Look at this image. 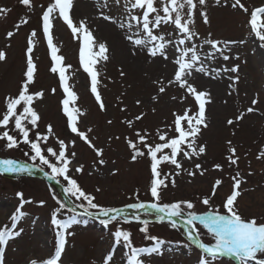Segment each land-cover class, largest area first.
Instances as JSON below:
<instances>
[{
	"label": "rangeland",
	"instance_id": "rangeland-1",
	"mask_svg": "<svg viewBox=\"0 0 264 264\" xmlns=\"http://www.w3.org/2000/svg\"><path fill=\"white\" fill-rule=\"evenodd\" d=\"M50 2L52 0H32L33 7L29 8L20 4L19 0H0V7L9 9L6 14L0 15V50L6 53V60L0 61V114L5 110L4 98L7 95L15 96L24 80L27 40L31 32L36 30L32 56L37 71L34 82L30 85V92L43 91V97L34 101L33 106L41 119L38 128L30 136L34 138L36 131L46 133V126L52 125L53 133L48 134V146L58 150L56 137L66 142L68 155L73 161L69 175L86 192L95 195L96 203L121 208L137 202V196L139 201H150L152 198L147 191L149 160L145 157L132 162L126 139L136 140V131L143 132L146 129L151 134L150 140L153 143L159 142L155 130L164 129L171 135L173 130L168 126L173 123V112L182 114L185 108H191L192 112L197 110L191 96L180 101L179 98L186 94L175 85L168 86L164 94H159L158 101L152 100L154 95H158V86L153 82L163 78L166 83L174 73V48L169 49L167 60L159 56L151 57L146 50L134 47L126 39L128 33L125 29L100 17L96 0H73L70 14L74 21L86 20L95 41L107 45L108 59L97 65L100 73L98 89L106 107L105 111H101L90 93L89 78L79 62V39L72 36L62 20L57 18L54 21L53 42L59 50L58 54L63 57V64L71 66L66 73L68 83L77 94L75 107L83 113L79 117L78 127L88 134L98 148L103 149L102 157L98 158L87 144L65 128V115L61 105L63 92L59 87L58 73L50 70V51L40 21L41 6L47 7ZM230 2L226 4L221 0L217 5L215 0H208L206 11L210 22L205 24L197 12L195 28L201 38L211 33V38L221 42L236 41L225 52L231 57L228 61L217 56L215 61L206 63L213 68L239 65V81L234 87H230L232 81L229 77L237 73L229 72H222L215 79L200 73H194L190 78V82L197 85L198 90L210 93V102L206 105L207 127L201 128L197 140L198 144L206 147V151L190 160L182 155L178 157L186 171L175 176V187H172L169 177L168 187L162 193V202L191 200L198 213L206 211L207 207L200 203L198 197L201 193L210 194L211 185L216 179H220L222 185L212 197L211 205L213 208L220 206V211L223 212V200L226 194H230L231 177L239 171L243 181L241 195L238 197L239 213L245 219L255 217L258 223H264V158L257 159L260 151L264 150V47L251 32L248 23L252 8L264 5V0H241L249 13L233 9ZM120 11L118 6L113 5L111 8L113 15ZM136 14H141L140 10H136ZM17 24L20 25L18 29ZM8 31L15 34L7 38ZM164 31V27L157 30L158 33ZM200 42L196 41L198 44ZM207 50L205 46L202 51ZM53 88L57 89L55 94L51 91ZM172 96L177 99L172 100ZM253 99L258 101L255 105L252 104ZM137 100L140 101L139 105ZM249 107L254 111L247 112ZM141 113L144 114L143 118L135 120ZM240 113H244L243 118L235 121ZM228 119L235 122L228 125ZM129 120L133 122L131 127L125 123ZM13 128L14 124H11L9 130L12 131ZM88 128L92 129L90 133L87 132ZM0 131L3 129L0 128ZM12 134L16 133L12 131ZM72 141L75 143H71ZM228 141H231V145ZM4 143L0 141V159H13L29 166L39 163L30 161L24 155L28 151L27 146L8 149L3 146ZM229 147L236 149V157L239 158L236 165H231L227 159L230 155ZM72 152L76 153L75 157H71ZM100 158L106 161L104 165L98 163ZM197 163L206 170L203 175L195 169ZM215 164H221L222 168L215 169ZM80 165H83V171L77 173L75 169ZM113 170H116V174H113ZM176 171L174 166L164 164L162 175L174 174ZM188 171H194L195 176H189ZM59 179L62 185L67 183L62 177ZM97 188L101 191L96 192ZM17 192L22 193L23 199L31 203L23 205L25 216L18 222V228H23L24 232L7 245L5 264H27L33 258L47 259L54 252L55 229L50 223V215L59 206V195L53 186L40 178H10L0 174V228L11 227V214L20 204ZM41 200L45 202L43 206L39 204ZM66 210L71 214V210L62 209V218L70 215ZM139 214L142 219H154L144 213ZM86 217L88 216L82 217L87 220L86 224L71 227L73 235L67 237L65 251L58 264H102L109 250L114 253L113 264H126L128 249L122 244L113 246L111 232L117 227L130 232L131 241L136 247L149 246L151 243L139 231L137 221L129 220L125 223L121 219L105 228L99 220ZM197 228L203 242H212L202 226L197 225ZM149 232L170 243L164 246L162 256L142 257L146 264H196L200 252L194 246H182L187 243V237L179 227L172 228L166 222L153 221L150 222ZM215 264L234 263L224 257Z\"/></svg>",
	"mask_w": 264,
	"mask_h": 264
},
{
	"label": "snow or ice",
	"instance_id": "snow-or-ice-1",
	"mask_svg": "<svg viewBox=\"0 0 264 264\" xmlns=\"http://www.w3.org/2000/svg\"><path fill=\"white\" fill-rule=\"evenodd\" d=\"M20 4L33 7L32 0H19ZM221 0H215L219 5ZM226 4L230 0H224ZM208 0H96V6L99 9V15L106 21L117 24L121 29H125L128 33L126 39L132 43L134 47H139L147 51L151 57H162L169 59V49L174 48L172 63L174 64V73L165 83L164 79L154 81L158 86V95L152 97L153 101H158L159 94H164L168 86L175 85L179 89L184 90V96L179 99L183 102L187 96H191L197 110L192 112L191 108H185L182 114L173 112L174 120L172 125L168 127L173 130L170 135L168 131L157 128L155 130L159 142L153 143L150 140V133L145 129L143 132L136 131V140L126 139L128 148L131 150V161L136 162L138 158H147L149 160L150 182L147 188L150 193V201H139L126 205L125 207L134 210H143L145 216L154 217V222L162 223L167 221L172 228L177 227L174 218H181L186 227L183 229L187 236V243L182 246L191 248L195 246L200 251V256L196 264H215L217 260L224 257H232L235 264H264V223H258L255 217L245 219L239 213L238 197L241 195V184L239 171L231 177L232 184L230 194H226L223 200L222 208H215L211 205V199L217 194L219 186L222 185L220 179H216L210 187L209 193H201L198 197L201 204L207 207L206 211L198 213L195 210V204L191 200H178L172 202H162L163 190L168 187L169 177H171V185L175 187V176L180 175L183 169L180 162L181 155L183 158L192 159L204 154L206 147L198 144V136L202 127H207L206 121V105L210 102V93L204 90H198V86L190 82V78L194 73H200L213 79L220 76L222 72L237 73L230 76L232 81L230 87L239 81V65L229 67H210L209 63L215 61L217 56L224 61H228L231 57L226 55L229 45L235 44L236 41H223L211 38V33L207 37L201 38L199 32L195 28L196 14L202 18L205 24L210 21L208 19L206 7ZM157 4L160 6L157 7ZM118 6L121 11L117 15L111 13L112 6ZM230 6L233 9H240L245 13H249V9L241 2V0H231ZM42 7L40 21L43 36L46 39L47 47L50 51V59L52 62L51 72L58 73L59 87L63 92L61 100L62 112L67 118V127L71 133L78 136L87 146L92 149L96 156L102 157L103 149L98 148L85 131H81L78 127L80 123L79 117L83 115L80 109L75 107L77 94L72 90L68 83L67 68L63 64V57L58 54V48L53 42L54 21L59 18L63 24L67 26L74 38L79 39V62L83 71L89 78V90L95 98L101 111H105L106 107L102 100L98 89L99 71L97 65L101 61H107V45L95 41L91 31L88 28L86 20L75 22L70 11L73 8V0H52L47 7ZM108 9L109 11H105ZM136 10H140L141 14H136ZM9 9L0 7V15H4ZM249 25L251 32L261 42L264 47V5L253 7L249 13ZM26 23V21H24ZM19 24L16 25L18 29ZM165 28L163 33L157 30ZM133 29H135L133 31ZM170 29V30H168ZM15 33L8 31L7 38H11ZM37 35L33 30L28 37L26 47V70L23 73L24 80L19 88L18 93L7 95L4 98L5 110L0 114V141H4V147L8 149L19 148L21 144L27 146L28 151L24 155L32 162L38 161V164L29 166L21 164L13 159H0V173H27L31 175L32 167H36L48 179L61 183L59 178L67 183L62 187L63 193L74 200L70 199L72 204L71 214L62 218L61 210L68 205L64 202L57 201L58 207L51 212L50 223L55 229L54 233V252L47 259L33 258L27 261V264H58L62 253L65 251L67 237L73 235L70 231L75 224L87 223L83 220V216H88L99 220L100 224L108 228L110 224L124 220L129 222V216L124 213L123 208L109 207L96 203V197L92 193L86 192L78 183V181L69 175L72 159L68 155L67 144L63 139L56 137L58 150L48 146L49 135L53 133L52 125L46 126V133L35 132L32 138L30 133L38 128L41 119L39 113L34 108V101L43 97V91L30 92V85L34 82V76L37 66L33 60V38ZM197 40L201 42L196 43ZM243 43V41H240ZM205 46L208 50L202 51ZM6 60V53L0 50V61ZM124 73L121 71V76ZM53 94L56 88L51 90ZM176 100V96L171 97ZM258 101L252 100L255 105ZM137 105L140 101H136ZM123 111V109H122ZM155 111V109H153ZM247 112H252V107L247 108ZM143 113L137 115L135 120L139 121L143 118ZM244 113H240L235 117V121L243 118ZM228 119L227 124L232 125L235 122ZM110 124L111 121H108ZM129 127L132 121H125ZM14 124L12 134L9 130L10 125ZM30 125V127H29ZM186 125V126H185ZM91 128L87 129L90 133ZM71 143H75L72 141ZM231 145V141H228ZM167 150V151H166ZM230 155L227 159L231 165H236L238 157H236V149L229 147ZM76 153L72 152L71 157H75ZM264 158V150H261L257 159ZM100 165H104L106 161L102 158L98 160ZM168 164L174 166L177 170L174 174L163 173V165ZM95 166V165H94ZM215 169H221V164H215ZM48 169L50 171H46ZM195 169L199 170L203 175L205 169L202 165L195 164ZM75 171L80 173L83 171V165L77 166ZM116 174V170H113ZM189 176H195L194 171H188ZM251 174V173H249ZM101 191L100 188L96 192ZM20 197V204L11 214V227L0 228V264H5L6 247L13 239L19 238L23 232V228H18V222L25 216L22 211L25 203L23 194L16 193ZM55 199V197H53ZM79 202L76 204L75 202ZM44 201H39L41 206ZM83 209L82 213H77L76 208ZM131 220L139 222V231L144 234L145 239L150 241L149 246L136 247L131 241V234L123 228L117 227L111 232L114 245L122 244L128 252L125 257L126 264H146L142 258L144 256L151 257L153 255L162 256L164 254V246L169 241L152 235L149 232L150 220L141 217L139 212L131 216ZM197 225L202 226L212 242H203L201 233ZM179 245L180 242H177ZM114 253L109 250L104 256L102 264H113Z\"/></svg>",
	"mask_w": 264,
	"mask_h": 264
},
{
	"label": "water",
	"instance_id": "water-1",
	"mask_svg": "<svg viewBox=\"0 0 264 264\" xmlns=\"http://www.w3.org/2000/svg\"><path fill=\"white\" fill-rule=\"evenodd\" d=\"M3 174H6V175H9V176H36V177H39V178H43L44 180H46L47 182L49 183H53L56 185V188L62 198V200L68 205V207L71 209L73 207L72 204H69L68 201L70 200L62 191V187L55 181V180H51V179H48L44 176V174L40 171H35V170H32V173L31 175L27 174V173H22V174H17V173H3ZM76 212H79V213H82L83 211L76 208ZM124 213H130V209L129 208H124ZM133 213H137V212H133ZM176 220V223L177 225H179L181 228H185L186 225L183 224V221L179 218H174ZM233 259V258H232ZM234 260V259H233Z\"/></svg>",
	"mask_w": 264,
	"mask_h": 264
},
{
	"label": "trees",
	"instance_id": "trees-1",
	"mask_svg": "<svg viewBox=\"0 0 264 264\" xmlns=\"http://www.w3.org/2000/svg\"><path fill=\"white\" fill-rule=\"evenodd\" d=\"M21 146H22V147H25V145H23V144H21ZM21 146H20V147H21Z\"/></svg>",
	"mask_w": 264,
	"mask_h": 264
},
{
	"label": "bare ground",
	"instance_id": "bare-ground-1",
	"mask_svg": "<svg viewBox=\"0 0 264 264\" xmlns=\"http://www.w3.org/2000/svg\"><path fill=\"white\" fill-rule=\"evenodd\" d=\"M133 212H137V210H134Z\"/></svg>",
	"mask_w": 264,
	"mask_h": 264
}]
</instances>
